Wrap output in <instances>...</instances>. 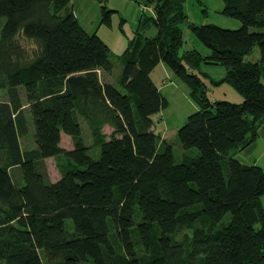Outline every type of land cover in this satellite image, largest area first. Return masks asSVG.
I'll use <instances>...</instances> for the list:
<instances>
[{
	"label": "trees",
	"instance_id": "1",
	"mask_svg": "<svg viewBox=\"0 0 264 264\" xmlns=\"http://www.w3.org/2000/svg\"><path fill=\"white\" fill-rule=\"evenodd\" d=\"M69 1L0 0V264H264V168L228 156L264 122V0H223L222 13L239 28L188 22L208 55L182 49L185 0H136L142 13L121 54L122 89L110 80V46L73 11L61 13ZM112 11L102 5L103 23ZM256 45L259 57L245 59ZM161 62L200 105L177 130L180 162L153 129L169 105L151 75ZM202 62L225 66L221 81L243 101H211L186 67ZM20 86L34 125L35 147L25 150ZM48 157L60 172L55 181Z\"/></svg>",
	"mask_w": 264,
	"mask_h": 264
},
{
	"label": "rangeland",
	"instance_id": "2",
	"mask_svg": "<svg viewBox=\"0 0 264 264\" xmlns=\"http://www.w3.org/2000/svg\"><path fill=\"white\" fill-rule=\"evenodd\" d=\"M113 9L111 12V24L103 23L102 20V5ZM224 7L223 0H185L184 9L188 16V21L183 22L181 27L185 35L184 49H196L202 55L210 54L211 50L203 44L189 27L188 22L195 24L213 23L224 28H239L241 21L232 16L222 13ZM146 13H152L151 8L146 9ZM74 12L84 28L90 33L96 32L111 49V59L114 63V68L111 73L112 82L122 89L119 79L122 74V57L121 54L127 46L128 40L134 35L133 28L142 13V4L136 0H70L69 3L62 9L61 13ZM125 18V21H123ZM0 19L5 21L4 17ZM123 25V30L121 26ZM2 24L0 27L1 36ZM254 29V28H252ZM147 35H155L157 28L152 25L145 29ZM259 57V46L256 45L250 54L245 55L247 60H256ZM165 67H167L165 65ZM190 72L197 74L202 82L203 89L207 97L211 100H228L234 103H241L243 96L228 82L221 81L227 74V68L221 64H211L202 62L201 66L186 65ZM168 68V67H167ZM162 66H156L152 75L156 82L161 85V92L167 98L169 105L153 116V129L161 139L169 141L173 145L175 158L180 162L184 158L185 148L180 144L177 130L188 119V116L200 109V105L190 94V87L187 83L178 78L173 71ZM163 84V85H162ZM20 93L24 103V113L27 118L28 130L20 136V144L23 150L35 147L34 141V125L30 109L26 99L24 86H20ZM7 99L6 89H0V100ZM84 142L91 145V154L98 157L99 146L93 145V140L89 125L82 120ZM112 127V126H111ZM102 130L106 134L112 132V128L106 124L102 126ZM69 140L64 137L63 144L68 145ZM93 145V146H92ZM190 154H197L199 150L195 147L189 149ZM229 157H234L244 164H256L264 168V122L257 125L256 137L247 146H236L228 151ZM44 168L50 179H55L60 176L57 162L54 157H48L43 162ZM12 174L19 175V168H12ZM264 205V196L262 197ZM228 213L224 222L230 219ZM42 257L47 262L45 254Z\"/></svg>",
	"mask_w": 264,
	"mask_h": 264
},
{
	"label": "crops",
	"instance_id": "3",
	"mask_svg": "<svg viewBox=\"0 0 264 264\" xmlns=\"http://www.w3.org/2000/svg\"><path fill=\"white\" fill-rule=\"evenodd\" d=\"M78 18V17H77ZM125 19V18H124ZM139 20V19H138ZM125 21V20H124ZM137 25H138V21L136 22V24H135V26H134V28H133V31H135V29L137 28ZM160 64H162V66L164 67V68H166L167 69V72H169V70H168V68L167 67H165V64L164 63H159L158 65H160ZM157 65V66H158ZM154 70V69H153ZM152 73H153V71L151 72V75H152ZM152 78H153V80L155 81V78H154V76L152 75ZM155 83L158 85V87H159V89L161 90V85H159V82H156L155 81ZM163 85V84H162ZM190 89V88H189ZM190 91V90H189ZM81 123H82V120H81ZM107 126H110L109 124H106ZM112 127L110 126V129H111ZM82 129H83V127H82ZM113 129V128H112ZM64 137L66 138V140H69L68 142H69V144L68 145H64L62 142H63V140H64ZM61 145L63 146V147H65V148H67V149H71L72 147H73V141H72V139H71V136L70 135H68V134H62V141H61ZM60 177V176H59ZM59 177H57V178H55V179H51L52 181H55V180H57Z\"/></svg>",
	"mask_w": 264,
	"mask_h": 264
}]
</instances>
